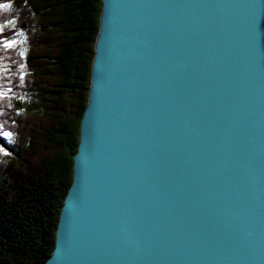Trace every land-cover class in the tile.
Listing matches in <instances>:
<instances>
[{
	"label": "water",
	"instance_id": "water-1",
	"mask_svg": "<svg viewBox=\"0 0 264 264\" xmlns=\"http://www.w3.org/2000/svg\"><path fill=\"white\" fill-rule=\"evenodd\" d=\"M100 4L43 264H264V0Z\"/></svg>",
	"mask_w": 264,
	"mask_h": 264
},
{
	"label": "trees",
	"instance_id": "trees-1",
	"mask_svg": "<svg viewBox=\"0 0 264 264\" xmlns=\"http://www.w3.org/2000/svg\"><path fill=\"white\" fill-rule=\"evenodd\" d=\"M0 5V264H43L72 181L101 4Z\"/></svg>",
	"mask_w": 264,
	"mask_h": 264
},
{
	"label": "snow or ice",
	"instance_id": "snow-or-ice-1",
	"mask_svg": "<svg viewBox=\"0 0 264 264\" xmlns=\"http://www.w3.org/2000/svg\"><path fill=\"white\" fill-rule=\"evenodd\" d=\"M2 6H3V5H0V7H2ZM3 135H4V136H8L9 133L5 132V133H3Z\"/></svg>",
	"mask_w": 264,
	"mask_h": 264
}]
</instances>
